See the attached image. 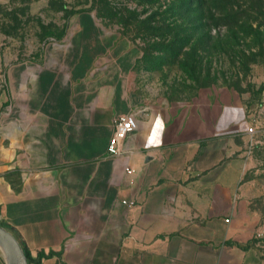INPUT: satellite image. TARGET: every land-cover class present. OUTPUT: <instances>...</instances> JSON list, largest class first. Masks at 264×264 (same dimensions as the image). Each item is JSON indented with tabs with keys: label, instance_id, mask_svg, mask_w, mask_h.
<instances>
[{
	"label": "crops",
	"instance_id": "1",
	"mask_svg": "<svg viewBox=\"0 0 264 264\" xmlns=\"http://www.w3.org/2000/svg\"><path fill=\"white\" fill-rule=\"evenodd\" d=\"M69 25L4 72L0 224L30 264H232L253 235L240 187L241 95H146L128 38L85 13ZM121 115L135 128L111 156Z\"/></svg>",
	"mask_w": 264,
	"mask_h": 264
},
{
	"label": "rangeland",
	"instance_id": "2",
	"mask_svg": "<svg viewBox=\"0 0 264 264\" xmlns=\"http://www.w3.org/2000/svg\"><path fill=\"white\" fill-rule=\"evenodd\" d=\"M80 13L131 41L142 93L184 100L202 88H228L241 95L252 132L240 187L253 235L232 264H264V0H0V111L6 68L63 38Z\"/></svg>",
	"mask_w": 264,
	"mask_h": 264
},
{
	"label": "built area",
	"instance_id": "3",
	"mask_svg": "<svg viewBox=\"0 0 264 264\" xmlns=\"http://www.w3.org/2000/svg\"><path fill=\"white\" fill-rule=\"evenodd\" d=\"M113 124L114 131L108 141L106 151L111 156H117L121 153V142L135 128V121L132 115H121L115 118ZM250 132H252L251 128L248 129V133ZM125 172L129 175L133 173L130 168H126ZM123 203L128 204L126 201H123Z\"/></svg>",
	"mask_w": 264,
	"mask_h": 264
},
{
	"label": "water",
	"instance_id": "4",
	"mask_svg": "<svg viewBox=\"0 0 264 264\" xmlns=\"http://www.w3.org/2000/svg\"><path fill=\"white\" fill-rule=\"evenodd\" d=\"M0 252L6 264H28L21 244L13 233L0 225Z\"/></svg>",
	"mask_w": 264,
	"mask_h": 264
},
{
	"label": "trees",
	"instance_id": "5",
	"mask_svg": "<svg viewBox=\"0 0 264 264\" xmlns=\"http://www.w3.org/2000/svg\"><path fill=\"white\" fill-rule=\"evenodd\" d=\"M0 225L3 226L4 228H6L7 230H9V231H11V232L13 233L12 229H11L10 227H8L7 225H5V224H0ZM13 235L16 237V235H15L14 233H13ZM16 238H17V237H16ZM19 243H20V241H19ZM20 244H21V243H20ZM21 246H22V245H21ZM22 249H23V247H22ZM23 251H24L25 257H26V259H27V263L30 264L31 261H32V259L30 258L29 254L27 253L26 250L23 249Z\"/></svg>",
	"mask_w": 264,
	"mask_h": 264
}]
</instances>
